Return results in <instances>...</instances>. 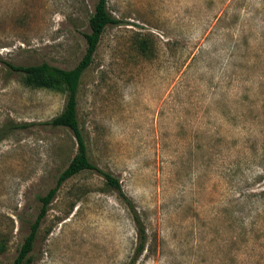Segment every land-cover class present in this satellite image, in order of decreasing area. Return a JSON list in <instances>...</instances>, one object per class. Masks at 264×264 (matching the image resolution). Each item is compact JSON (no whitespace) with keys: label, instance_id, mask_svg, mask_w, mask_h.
I'll use <instances>...</instances> for the list:
<instances>
[{"label":"rangeland","instance_id":"374dc122","mask_svg":"<svg viewBox=\"0 0 264 264\" xmlns=\"http://www.w3.org/2000/svg\"><path fill=\"white\" fill-rule=\"evenodd\" d=\"M97 0H0V264H12L44 196L77 152L47 122L66 93L13 64L74 67ZM78 91L91 159L141 212L135 264H264V0H107ZM146 41L149 50L141 47ZM131 213L99 172L63 183L30 264H129Z\"/></svg>","mask_w":264,"mask_h":264},{"label":"trees","instance_id":"16d2710c","mask_svg":"<svg viewBox=\"0 0 264 264\" xmlns=\"http://www.w3.org/2000/svg\"><path fill=\"white\" fill-rule=\"evenodd\" d=\"M118 22L119 20L108 10L107 0H97L94 12L89 20L90 29L84 34L86 39L85 53L74 67L62 68L47 61L28 65L13 64L11 62L6 63L12 71L23 74L26 85L63 91L66 93V102L63 110L47 123L53 126L69 128L73 132L78 143L76 154L73 156L67 167L60 173L56 184L44 196L40 197L42 202L41 209L31 225L30 232L25 237L18 255L12 264L31 263L32 259L30 254L34 248L39 226L42 219L47 214L50 204L56 197L64 182L85 170H94L103 175L107 184L118 191L120 197L124 200L131 213L137 231V242L129 264H135L147 249L148 232L141 212L134 204V201L123 190L120 179L111 172L102 169L91 159L86 138L80 126L78 117V91L81 78L85 70L93 61L94 54L105 29L107 26L117 24ZM141 47L144 50H149V45L146 41L141 42ZM23 126H26V124L2 127L0 129V140L5 137L9 132V129ZM3 248V245L0 243V251L3 250Z\"/></svg>","mask_w":264,"mask_h":264}]
</instances>
